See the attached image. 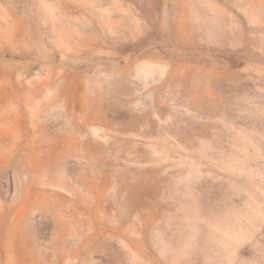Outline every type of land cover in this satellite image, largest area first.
<instances>
[{"label":"rangeland","instance_id":"obj_1","mask_svg":"<svg viewBox=\"0 0 264 264\" xmlns=\"http://www.w3.org/2000/svg\"><path fill=\"white\" fill-rule=\"evenodd\" d=\"M0 264H264V0H0Z\"/></svg>","mask_w":264,"mask_h":264},{"label":"bare ground","instance_id":"obj_2","mask_svg":"<svg viewBox=\"0 0 264 264\" xmlns=\"http://www.w3.org/2000/svg\"><path fill=\"white\" fill-rule=\"evenodd\" d=\"M182 33V32H181ZM190 39V38H189ZM63 51H65V52H67V49L65 48V49H63Z\"/></svg>","mask_w":264,"mask_h":264}]
</instances>
